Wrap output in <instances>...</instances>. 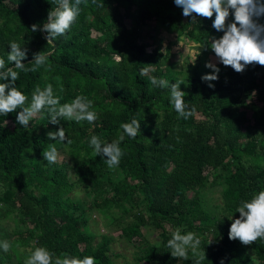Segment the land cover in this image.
I'll return each mask as SVG.
<instances>
[{
    "label": "trees",
    "instance_id": "trees-1",
    "mask_svg": "<svg viewBox=\"0 0 264 264\" xmlns=\"http://www.w3.org/2000/svg\"><path fill=\"white\" fill-rule=\"evenodd\" d=\"M51 6L53 0H0V57L7 59L10 41L30 49L25 64L33 52L52 51L51 70L21 72L18 87L30 96L36 86L51 83L61 104L83 95L94 102L99 119L95 124L61 120L73 141L62 145L47 139V132L59 127L49 124L47 114L28 128L16 123V113L0 116V220L14 223L13 249L0 254V264L12 254L23 264L37 246L114 264L113 238L104 234L96 241L90 228L96 213L120 237L137 241L141 252L131 264H194L191 251L189 260H180L166 247L177 227L201 239L200 249L207 254L203 264H264V242L251 245L249 254L228 239L239 202L264 190V67L237 74L218 64L214 89L201 81L211 74L205 67L210 50L184 70L174 69L169 48L148 50L150 31L144 27L162 28L200 48L208 34H222L210 20L189 24L172 0H104L103 8L82 4L72 31L57 38L53 48L45 33L30 30L45 21ZM145 64L155 65L150 76L184 81L181 90L196 108L194 116L178 118L169 90L153 87L148 76L140 75ZM133 117L141 123V134L125 138L119 167L109 168L103 157L92 154L90 138L111 142L121 134L120 124ZM50 144L60 155L67 153L70 165L43 160L41 152ZM206 185L221 187V219H213L206 208L201 194ZM79 187L90 201L71 197ZM147 230L157 232L158 244L147 241Z\"/></svg>",
    "mask_w": 264,
    "mask_h": 264
},
{
    "label": "clouds",
    "instance_id": "clouds-1",
    "mask_svg": "<svg viewBox=\"0 0 264 264\" xmlns=\"http://www.w3.org/2000/svg\"><path fill=\"white\" fill-rule=\"evenodd\" d=\"M91 3L97 8H103L104 0H53V5L47 12L42 24H32L33 33L42 32L48 44L54 48V41L68 35L77 23L81 14V5ZM177 8L182 9V16L189 20V24H199L202 20H210L211 28L220 36L209 35L202 47L214 53L215 62L209 60L205 67L211 74L201 76V81L208 88L214 89L212 82L219 80L221 68L217 65L230 67L237 74H243L249 67H264V0H172ZM7 59L0 57V116H9L16 113L15 121L23 128H28L33 119L41 118L47 114L49 124L58 125L55 131L47 132V139L62 145H70L72 139L67 135L61 120L88 122L95 124L99 119L98 113L93 110L94 102L83 95H77L70 102L61 104L60 97L55 94L51 83L41 88L36 86L30 96L22 91L17 81L20 73L35 72L40 68L50 71L49 58L52 51H39L32 53V60H28L30 49L21 46L16 41L8 44ZM201 54V52H200ZM11 65V66H9ZM155 65L145 64L140 69V75L148 76L153 87L169 90V104L175 110L178 118L185 120L196 114V108L186 101L187 92L181 90L183 80L175 83L165 78L150 76L155 72ZM255 96L256 92L253 91ZM8 121H5L7 125ZM122 130L118 138L111 142L102 141L97 135H92L89 147L93 155L103 157L109 168H118L125 155L121 143L125 138L135 140L141 134V123L135 117L129 122L121 123ZM43 160L48 165L58 162L60 152L56 144H50L41 152ZM238 218L232 216L229 221L228 239L238 241L241 245L250 247L253 244L264 242V190L252 194L250 199L241 200L236 207ZM202 241L196 233L188 231L184 234L177 227L167 240L166 247L174 259L189 260V252L195 257L194 264H203L206 260V251L200 249ZM20 247L19 244L16 245ZM13 249V243L7 238H0V252L7 254ZM251 260L256 261L255 255ZM23 264H97L92 255L82 258L54 251L44 246H37L30 251ZM224 264V260L220 261ZM256 264H259L257 261Z\"/></svg>",
    "mask_w": 264,
    "mask_h": 264
},
{
    "label": "rangeland",
    "instance_id": "rangeland-1",
    "mask_svg": "<svg viewBox=\"0 0 264 264\" xmlns=\"http://www.w3.org/2000/svg\"><path fill=\"white\" fill-rule=\"evenodd\" d=\"M150 31V39H149V49L151 47L159 46L162 51L169 48L170 49V56H171V63L176 70H184L188 64H195L196 57L198 55H203L205 52L194 43H186L184 39L179 38L176 34H169L165 32L162 28H157L153 30V27H144ZM201 52V54H200ZM209 60H213L215 62L214 54L213 53H205ZM203 55L204 57H206ZM10 128L14 127V124H9ZM59 163L70 165L71 160L67 153L60 155V159L58 160ZM86 189L84 187L76 188L70 195L73 198H80L85 201H90L87 196L85 195ZM220 186H208L206 185L202 190V198L206 203V208L213 219H221L223 216L222 211V200L220 197ZM107 221L99 215L93 214V217L90 220V228L96 235V241L100 240L101 235H109L113 238L111 243L112 248V255L114 264H131L136 263V259L138 255H140V248L137 245V241L128 242L124 238L120 237V231H116L114 226H107ZM14 228V223L10 219H1L0 220V238H7L10 239L12 230ZM145 236L147 241L151 244H158L159 237L156 231L154 230H147L145 232ZM240 244V243H239ZM241 245V244H240ZM244 249L248 251L249 254L252 252L249 250V247L241 245ZM1 255H5L4 253L0 252ZM7 254H11V251ZM6 264H18L14 255L12 254V260H10ZM140 264H147L145 262H141Z\"/></svg>",
    "mask_w": 264,
    "mask_h": 264
}]
</instances>
